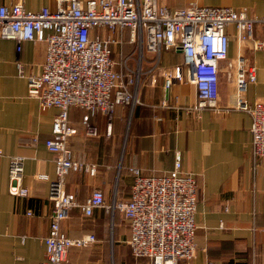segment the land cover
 Returning <instances> with one entry per match:
<instances>
[{"label":"crops","instance_id":"crops-1","mask_svg":"<svg viewBox=\"0 0 264 264\" xmlns=\"http://www.w3.org/2000/svg\"><path fill=\"white\" fill-rule=\"evenodd\" d=\"M57 2L0 0L6 6L21 3L31 11L44 6L54 10ZM158 2L171 10L191 3L231 6L246 10L249 16L264 17V0ZM226 32L228 61L234 63L241 57L245 67H256L255 82L247 88V101L264 102V44L253 51L247 42L238 41L234 25L228 26ZM116 34L124 39L122 49L130 45L128 28ZM253 34L264 43L263 24H255ZM108 35L106 28L91 31L92 37L103 39ZM17 45L13 38H0V264H42L52 204L48 199L49 180L36 175L55 177L54 154L47 150L45 140L51 135L57 109L42 111L38 100L28 95L27 79L19 76L16 68L19 60L26 75L39 73L45 60V44L23 41L19 52ZM182 61L180 51L165 46L159 54L144 52L138 84L140 103L131 111L116 107L110 135L106 134L104 117L95 116L90 123L98 128V135L87 136L81 123L85 111L70 108L69 120L76 133L69 138L68 147L76 160L95 163L96 174L71 172L66 188L78 202L93 188H100L107 201L113 200L115 189L118 198L126 200L132 180L127 167H138L144 175L160 176L173 169L175 152H180L181 171L192 174L197 182L196 251L191 263L264 264V156L252 154L250 115L233 108L236 69H229L227 61L220 63L219 104L198 108L193 84L173 80L165 88V74ZM12 156L23 159L22 185L28 188L23 197L7 190ZM29 210L31 215L27 214ZM105 223L104 210L95 208L85 216L74 207L61 227L67 236L80 237L102 230ZM129 233L128 226L126 243ZM93 245L86 250L99 249ZM76 249L85 248H71L68 264H82L77 258L84 255L80 256ZM116 259L118 264H149L146 258L133 257L131 251L129 257L117 252Z\"/></svg>","mask_w":264,"mask_h":264},{"label":"built area","instance_id":"built-area-1","mask_svg":"<svg viewBox=\"0 0 264 264\" xmlns=\"http://www.w3.org/2000/svg\"><path fill=\"white\" fill-rule=\"evenodd\" d=\"M258 23L264 25V17L249 16L246 10L231 6L191 3L171 10L158 0H58L54 10L44 6L38 11L27 10L21 3L0 4V38L15 39L18 52L23 41L45 44V60L39 73L26 75L19 60L16 68L19 76L27 79L28 95L38 100L40 109H57L51 135L45 140L47 150L54 154L55 177L36 175L49 180L48 199L52 204L42 264H68L71 248L96 243L93 233L70 237L62 231V223L74 207L85 216L95 208L112 214L121 212L129 226L127 244L135 258H146L149 264H192L197 182L192 174L181 171L180 152H175L173 169L160 176L144 175L138 167H127L132 180L126 200L118 199L115 189V197L108 202L100 188H93L78 202L66 188L67 176L71 172L94 176L96 164L73 157L68 140L76 129L70 123L69 110L75 107L85 111L81 123L87 136L98 135V128L90 123L95 116L104 117L106 134L110 135L116 107L131 111L140 103L138 84L144 52L159 54L165 46L183 56L182 64L165 74V88L173 80L193 84L198 108L219 104L220 63L227 61L229 69H236L233 108L250 115L252 154L264 156V102L249 103L246 99L248 85L256 79V67H245L241 57L234 63L227 58L226 28L234 25L238 41L247 42L254 51L264 44L253 34ZM98 28L108 29L109 35L103 39L92 37L91 31ZM123 28L129 29L132 51L116 61L113 51L124 43L116 32ZM22 176L23 159L10 157L9 194H28Z\"/></svg>","mask_w":264,"mask_h":264},{"label":"rangeland","instance_id":"rangeland-1","mask_svg":"<svg viewBox=\"0 0 264 264\" xmlns=\"http://www.w3.org/2000/svg\"><path fill=\"white\" fill-rule=\"evenodd\" d=\"M132 45L125 44L124 49L117 47L113 51V59L120 61L122 54H128L132 51ZM134 64V61H133ZM115 197V196H114ZM118 198V195H117ZM119 199V198H118ZM112 202V201H108ZM90 223L89 220H85ZM98 242L93 245V247L99 248L96 251L93 250H74L80 254L84 255L80 259L77 258L82 264H118L117 263V252H120L122 256L129 257L130 249L126 243V238L128 234V226L123 218L121 212L116 210L113 214L106 213V223L102 227V230L94 232ZM91 247V248H93ZM95 252V253H94ZM97 252V253H96Z\"/></svg>","mask_w":264,"mask_h":264}]
</instances>
